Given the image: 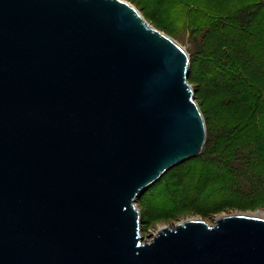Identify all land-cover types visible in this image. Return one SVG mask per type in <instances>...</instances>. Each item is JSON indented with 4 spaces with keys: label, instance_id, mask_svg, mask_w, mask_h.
Masks as SVG:
<instances>
[{
    "label": "water",
    "instance_id": "1",
    "mask_svg": "<svg viewBox=\"0 0 264 264\" xmlns=\"http://www.w3.org/2000/svg\"><path fill=\"white\" fill-rule=\"evenodd\" d=\"M191 63L123 0H0V264H264V218L165 226L140 197L202 154Z\"/></svg>",
    "mask_w": 264,
    "mask_h": 264
},
{
    "label": "rangeland",
    "instance_id": "2",
    "mask_svg": "<svg viewBox=\"0 0 264 264\" xmlns=\"http://www.w3.org/2000/svg\"><path fill=\"white\" fill-rule=\"evenodd\" d=\"M123 1L133 6L152 27L177 43L188 55L191 70L195 72L201 62L199 59L203 57L201 49L205 45L211 50H223L226 46L231 55H235L234 44L246 46L247 40L246 31L241 36L237 25L249 24L251 16V26L248 27L250 31H259L264 27V0ZM221 41L224 46L218 47ZM249 47L252 58L259 60L263 55L264 40L263 43L254 40ZM189 83L204 115L207 139H210L211 126L221 119V115H215L218 113L215 110H218L221 97L211 96L207 92L209 90L206 91L205 86L198 85L193 78L189 79ZM259 130L264 132V122ZM205 152L204 148L202 155L169 170L140 197L136 205L141 212V233L144 241H151L165 226L174 227L187 220L199 219L214 226L218 218L225 215H264V178L259 176L264 175V156L259 157L254 166V173L258 177L248 175L252 183L244 187L249 180L243 177L242 184L233 185V178L238 182L236 175L228 177V172L210 167L205 161ZM210 181L214 183L212 185L222 181L220 189L213 191L211 186L201 193L199 189Z\"/></svg>",
    "mask_w": 264,
    "mask_h": 264
},
{
    "label": "trees",
    "instance_id": "3",
    "mask_svg": "<svg viewBox=\"0 0 264 264\" xmlns=\"http://www.w3.org/2000/svg\"><path fill=\"white\" fill-rule=\"evenodd\" d=\"M250 22L251 16L246 27L236 26L240 29L241 36L246 31V46L234 44L235 55H231L226 46L223 50H211L205 45L201 49L203 57L199 59L201 62L197 71L191 70L190 73V78L198 85L205 86L211 96L221 97L218 110H215L218 112L215 115H221V119L211 126V138L206 140L204 146L205 161L213 169L228 172V177L236 175L238 182L233 178V185L242 184L243 177L249 180V185L245 184L244 187L252 183L248 175L258 177V174L254 173V166L258 158L264 156V132L259 130L264 122V51L259 60L253 59L249 47L254 40L263 43L264 27L262 30L260 28L261 32L250 31ZM220 46H224L222 41L218 47ZM259 176L264 178V175ZM222 181L215 185H212L214 183L211 181L205 183L199 191L204 193L211 186L213 191H217Z\"/></svg>",
    "mask_w": 264,
    "mask_h": 264
},
{
    "label": "bare ground",
    "instance_id": "4",
    "mask_svg": "<svg viewBox=\"0 0 264 264\" xmlns=\"http://www.w3.org/2000/svg\"><path fill=\"white\" fill-rule=\"evenodd\" d=\"M253 216L264 218V215H263V214H260V213H256V214H254Z\"/></svg>",
    "mask_w": 264,
    "mask_h": 264
}]
</instances>
